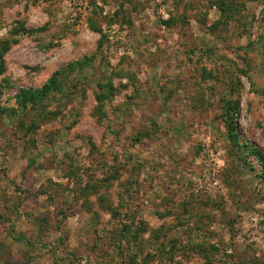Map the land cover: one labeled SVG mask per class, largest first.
<instances>
[{
	"label": "rangeland",
	"instance_id": "rangeland-1",
	"mask_svg": "<svg viewBox=\"0 0 264 264\" xmlns=\"http://www.w3.org/2000/svg\"><path fill=\"white\" fill-rule=\"evenodd\" d=\"M0 264H264V0H0Z\"/></svg>",
	"mask_w": 264,
	"mask_h": 264
},
{
	"label": "trees",
	"instance_id": "trees-1",
	"mask_svg": "<svg viewBox=\"0 0 264 264\" xmlns=\"http://www.w3.org/2000/svg\"><path fill=\"white\" fill-rule=\"evenodd\" d=\"M57 76H55L49 84H47L46 86L43 87V89L41 91H35V92H23L20 94L19 98L24 101L22 102L23 104L28 102V101H34L39 99L40 97L46 96V94H48L49 92H51L53 89H58L59 88V81L56 78ZM230 133H233V131H231ZM234 139V143H238L237 140L235 139V137H232Z\"/></svg>",
	"mask_w": 264,
	"mask_h": 264
}]
</instances>
